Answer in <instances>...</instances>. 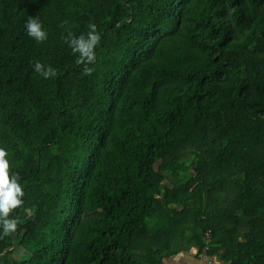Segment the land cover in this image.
Returning a JSON list of instances; mask_svg holds the SVG:
<instances>
[{"label":"trees","instance_id":"1","mask_svg":"<svg viewBox=\"0 0 264 264\" xmlns=\"http://www.w3.org/2000/svg\"><path fill=\"white\" fill-rule=\"evenodd\" d=\"M89 23L81 65L65 37ZM0 147L24 192L0 264H161L206 243L264 264V0H0Z\"/></svg>","mask_w":264,"mask_h":264},{"label":"clouds","instance_id":"2","mask_svg":"<svg viewBox=\"0 0 264 264\" xmlns=\"http://www.w3.org/2000/svg\"><path fill=\"white\" fill-rule=\"evenodd\" d=\"M88 31L79 36L68 31L65 43L70 47L73 54H77V64L89 65L96 59L95 49L100 43V35L96 25L89 23ZM26 34L40 43L47 39V32L38 17L29 16L24 22ZM33 71L40 74L44 79L56 76V69L50 65L40 62L33 64ZM92 68L85 67L84 74L91 75ZM8 153L0 147V234L9 235L16 230L17 221L9 218V213L22 204L24 195L23 188L19 183L17 175L9 176V161L6 159Z\"/></svg>","mask_w":264,"mask_h":264},{"label":"crops","instance_id":"3","mask_svg":"<svg viewBox=\"0 0 264 264\" xmlns=\"http://www.w3.org/2000/svg\"><path fill=\"white\" fill-rule=\"evenodd\" d=\"M161 264H230L216 253L202 257L199 249L192 245L183 247L177 253L167 256Z\"/></svg>","mask_w":264,"mask_h":264},{"label":"built area","instance_id":"4","mask_svg":"<svg viewBox=\"0 0 264 264\" xmlns=\"http://www.w3.org/2000/svg\"><path fill=\"white\" fill-rule=\"evenodd\" d=\"M207 237L209 236V232L208 234L206 235ZM208 246L209 244L206 243V245L204 246L203 250H202V253L200 255H202V257H206L207 256V250H208Z\"/></svg>","mask_w":264,"mask_h":264},{"label":"rangeland","instance_id":"5","mask_svg":"<svg viewBox=\"0 0 264 264\" xmlns=\"http://www.w3.org/2000/svg\"><path fill=\"white\" fill-rule=\"evenodd\" d=\"M15 254L17 255V252Z\"/></svg>","mask_w":264,"mask_h":264}]
</instances>
